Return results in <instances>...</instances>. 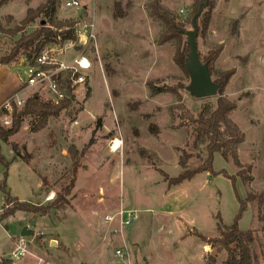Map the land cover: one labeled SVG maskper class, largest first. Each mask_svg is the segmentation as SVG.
<instances>
[{"label":"rangeland","instance_id":"374dc122","mask_svg":"<svg viewBox=\"0 0 264 264\" xmlns=\"http://www.w3.org/2000/svg\"><path fill=\"white\" fill-rule=\"evenodd\" d=\"M42 1L31 0L27 6L24 0H12L0 9V58L19 39L4 31L21 24L28 8H37ZM63 2L58 20L83 15L95 22L100 55L91 56L93 68L86 83L78 85L74 102L58 119H51L45 130L33 133L28 118L8 144H1L0 154L7 162L13 158V145L28 157V165L21 160L11 163L7 186L11 195L28 202L30 209L4 216L0 190V263L3 259L14 264L39 263L31 255L13 259L12 251L20 239H26L29 252L41 253L43 258L42 242L37 241L43 240V234L35 241L34 236L22 238L21 229L26 225L34 235L42 233L43 227L56 229L74 247L77 237L95 236L93 225L103 219L109 234L119 240L108 247L111 255L107 261H100L87 246L81 254L89 264H122L118 258L112 263L109 260L125 246L135 264L138 245L150 264H204L205 251H215L197 238L196 232L208 239L219 237L217 225L232 226L240 213V201L257 194L238 226L243 232L254 233L253 262L264 264V0H217L204 35L201 18L198 20V51L203 58L214 57V79L234 72L224 96L238 105L230 119L245 135L239 155L241 163L251 166L253 181L245 183L237 177L240 169L217 153L212 173H200L191 181L171 186L168 180L183 172L178 165L183 152L192 156L190 171L199 168L207 154L204 147L193 148L194 125H180L177 97L172 93L152 95L148 84L177 90L193 116L207 102L216 104V97L199 100L186 91L189 77L174 62V45H159L164 27L151 17L148 0H79L81 10L67 9ZM116 3L121 5L123 16L114 17ZM162 4L182 19L194 18L195 0H162ZM192 29L188 26L186 31ZM76 55L66 51L57 57L71 63ZM24 63L25 58L20 57L9 66H0V102L15 94L24 101L36 93L46 100L53 97L38 88L24 87L28 79ZM153 127L158 133L153 134ZM3 174L0 164V183ZM75 176L71 194L63 195L62 189L68 188ZM57 196L65 202L55 209L52 204ZM122 211L137 216L124 229L120 224ZM43 217L52 220L56 228ZM128 235L138 245L131 243L132 248ZM67 255L49 261L68 264L71 257ZM226 258L223 252L218 264H224Z\"/></svg>","mask_w":264,"mask_h":264},{"label":"trees","instance_id":"16d2710c","mask_svg":"<svg viewBox=\"0 0 264 264\" xmlns=\"http://www.w3.org/2000/svg\"><path fill=\"white\" fill-rule=\"evenodd\" d=\"M12 0H0V9L11 3ZM27 6H30L31 0H24ZM148 9L151 17L158 21L163 27L164 31L158 41L159 45L172 43L175 47L174 62L184 70L187 77L189 74L185 69L187 55L190 52L188 45V37L183 33L188 26L193 28V18L182 19L176 12L166 8L162 4V0H148ZM207 2L203 7L201 15V31L202 35L206 34L213 11L216 7L217 0H195V10L193 16L198 11L199 5ZM61 0H43L42 4L37 7H29L24 20L16 26L13 30L4 31L12 38L19 36V39L14 42L12 49L0 58V66H9L19 60L20 57L25 58V64L35 65L37 57L41 51L50 46L63 45L66 41L76 42L78 36L75 31V21L73 19L60 21L57 18L58 10L61 5ZM121 5L115 4L114 17L123 16ZM199 18V19H200ZM9 19H12L11 17ZM198 19V20H199ZM45 21V25L42 22ZM38 26L35 30L28 32L32 26ZM0 22V28H1ZM220 49H218L219 51ZM201 56V55H200ZM203 62L208 63L212 77L214 76L211 58H203ZM234 72L213 77V80L221 85L220 91L216 99V104L207 102L201 111L193 116L182 103V97L175 89L157 88L152 83L148 84L152 95L161 93H172L177 97L178 105L175 110L179 111V119L181 126H187L189 123L194 125L193 132V148L199 150L204 147L207 157L204 163L197 169L189 170V161L191 155L183 152L179 159V167L182 169V174L178 178H171L168 180L169 185H180L184 182L191 181L196 175L200 173H212V162L215 154H221L224 158H230L235 166L240 169L237 177H240L245 183L253 181V177L249 175L252 168L241 163L239 155V147L245 141L244 133L231 121L230 114L233 113L238 105L224 96L225 89L233 77ZM69 73H60L57 77V83L62 98L57 102L53 100H46L42 95L36 93L27 98L24 106L21 109L14 107L12 114V124L5 128L0 122V148L2 143H7L9 140L17 135L26 119H31V131L38 133L47 128L51 119H58L61 114L68 110L75 100V91L78 85L74 83L76 80ZM26 84L24 83V87ZM90 90L88 91V93ZM153 134L158 133L157 128H152ZM14 151L11 162H7L0 154V164L4 167L3 179L0 183V190L4 196L5 204L3 206L4 216L12 215L15 211H26L30 209L28 202H20L18 198L12 197L7 187L8 170L11 163L16 161H23L28 163V157L22 156L16 145L12 146ZM76 175V171L74 170ZM235 177H233L234 179ZM76 183V176L72 180L68 188H63L62 193L65 196L71 194ZM259 195V194H258ZM262 196V195H259ZM257 194H249L245 200L240 201V213L237 216L236 222L227 227L223 223L217 225L219 237L208 239L203 234L196 232V237L202 242L210 246L215 253L204 256V264H218V257L223 253H227V258L224 264H254L253 245L255 236L252 231L243 232L239 229L238 221L242 213L247 209L249 202H254L257 199ZM62 201V202H61ZM62 196H57L56 201L52 204L55 209L61 208L64 205ZM62 203V204H61ZM11 205V207H10ZM37 239V237H36ZM35 239V240H36ZM37 241H41L38 240ZM0 264H14L12 260L3 259Z\"/></svg>","mask_w":264,"mask_h":264},{"label":"built area","instance_id":"2783aa9c","mask_svg":"<svg viewBox=\"0 0 264 264\" xmlns=\"http://www.w3.org/2000/svg\"><path fill=\"white\" fill-rule=\"evenodd\" d=\"M63 6L72 10H81L82 8V4L79 0H65ZM83 17V15H79L77 19H73L75 21L74 28L78 36L76 42L66 41L63 45L47 47L41 51L35 61V65L32 66L29 63H24L28 74V79L25 82L26 89L34 87L38 88V90H41L42 92L53 95L49 100L57 102L62 98L56 80V77L60 73H69L73 77L78 75L76 80H74L76 85H83L86 83L88 73L93 68V58L91 56L95 58L97 56L99 57L100 54L97 45V30L95 22L88 19L85 20ZM88 50L92 51V53H90L91 55L86 54ZM66 51H75L77 54L71 63L61 61L57 57L58 53L65 54ZM25 101L19 98L18 94L11 96L4 101L0 105V122L6 127H10L12 124L14 107L21 109L24 106ZM136 219L137 216L134 212H120V224L123 229L130 227ZM28 254L30 253L28 251V243L26 239L18 240L15 244V249L12 252L13 259L19 260ZM115 256L122 262V264H132L127 246L117 250Z\"/></svg>","mask_w":264,"mask_h":264},{"label":"crops","instance_id":"0c3cea01","mask_svg":"<svg viewBox=\"0 0 264 264\" xmlns=\"http://www.w3.org/2000/svg\"><path fill=\"white\" fill-rule=\"evenodd\" d=\"M4 67H6V66H4ZM7 98H9V97H7ZM7 98L5 99V101L7 100ZM2 102H0V105L2 104ZM26 164L28 165V163H26ZM37 186L40 189L41 183L39 182ZM8 190L10 191L9 188H8ZM10 193H11V191H10ZM15 198H17V197H15ZM4 204H5V200H4ZM4 204H3V206H4ZM76 209H77V207H76ZM65 220H63L62 222L58 221V224H62ZM43 221H46V222L49 221L51 224H53V227H55L54 222H52V220L47 221L46 218L43 217ZM25 227H28L30 229V227L28 225H26ZM91 227H92V225H91ZM23 228L21 229V232H22ZM92 230H93L95 236L91 234L89 236L90 237L89 239H80L79 237H77L76 244L73 247V245H71L69 242H67L64 239V237L58 233V231L56 229H54L53 231H51V230L48 231L47 227H43V232L39 233L38 235H34V233L32 232L33 236L35 237L34 241H35L36 237L43 234V240L40 241V242H42L41 245H43V248H41V249H43V254H42L43 258H41L39 256L41 253H39L38 251L37 252L39 253V255H36L37 253H32V252H29L30 254H28V255H31L34 258H36L39 262L38 264H41L40 261H42V260H43V263L47 262L48 264H56V263L49 261V260H51L57 256L59 257L60 254H64V253H65V255L69 254V256L71 257V259L68 258V264H89V261L83 260V258H82L83 255L81 254L87 249V246H88V247H91V254L92 255H98L97 257L100 261L101 260L107 261L109 259V255H111V251L108 247H111V245L113 243H115L117 240H119V237L118 236H112L109 234V232L106 229V224L104 223L103 219L99 220V224L93 225ZM94 237L98 238L101 241V243H96V240ZM123 239H125V238H123ZM127 239H128L130 246H132V248H133L134 244L138 245L136 241L130 239L129 235L127 236ZM124 241H126V239ZM53 242H55V245H53ZM102 243L104 245H102ZM131 243L133 245H131ZM135 248L137 249L135 251L137 254V257H134L135 264H150L151 262L147 258L142 256V253H143L142 249L143 248L141 247V245H138V247H135ZM208 253H211V249L208 252L205 251V255H207ZM139 255H141L140 259H139ZM112 256L113 257L110 256L111 258L109 260V263H112V259L117 258L115 256V252ZM106 258H107V260H106Z\"/></svg>","mask_w":264,"mask_h":264},{"label":"water","instance_id":"95a60500","mask_svg":"<svg viewBox=\"0 0 264 264\" xmlns=\"http://www.w3.org/2000/svg\"><path fill=\"white\" fill-rule=\"evenodd\" d=\"M206 5L207 2L199 5L198 11L193 18V29L191 31H183L188 37V45L190 47V52L187 55L185 63V69L189 74L190 80L186 91L199 100L217 97L221 88V85L213 80L208 63L202 61L198 51V19L201 17L203 7ZM42 25H45V21L42 22ZM32 236V231L28 227H24L21 232V237L29 238ZM53 245H55V242H53Z\"/></svg>","mask_w":264,"mask_h":264}]
</instances>
